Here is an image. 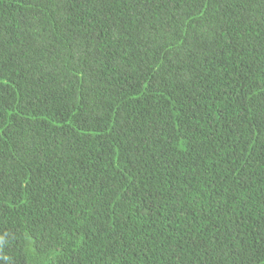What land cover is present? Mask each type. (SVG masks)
Instances as JSON below:
<instances>
[{
  "label": "trees",
  "instance_id": "16d2710c",
  "mask_svg": "<svg viewBox=\"0 0 264 264\" xmlns=\"http://www.w3.org/2000/svg\"><path fill=\"white\" fill-rule=\"evenodd\" d=\"M0 264H264V0H0Z\"/></svg>",
  "mask_w": 264,
  "mask_h": 264
}]
</instances>
